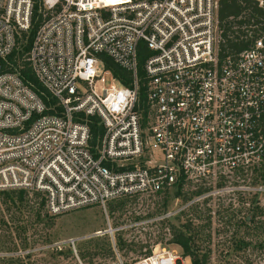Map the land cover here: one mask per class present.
Returning <instances> with one entry per match:
<instances>
[{"label": "built area", "instance_id": "1", "mask_svg": "<svg viewBox=\"0 0 264 264\" xmlns=\"http://www.w3.org/2000/svg\"><path fill=\"white\" fill-rule=\"evenodd\" d=\"M252 1L264 12V0ZM218 3L0 0V192L38 194L52 217L178 185L198 196L190 204L219 209L264 194L255 181L264 176V18L242 29L247 48L222 51ZM33 24L24 61L57 101L51 108L9 60ZM90 118L103 128L95 147ZM111 239L112 264H126ZM129 264L184 262L161 249Z\"/></svg>", "mask_w": 264, "mask_h": 264}, {"label": "rangeland", "instance_id": "2", "mask_svg": "<svg viewBox=\"0 0 264 264\" xmlns=\"http://www.w3.org/2000/svg\"><path fill=\"white\" fill-rule=\"evenodd\" d=\"M106 80L108 85L109 78ZM255 181L264 183L258 177ZM175 192L154 199H119L105 207L92 205L56 217L41 210L39 223L34 214L39 200L33 197L24 217L33 227L21 240L16 237L7 249H0V259L4 264H112L113 233L115 245L121 237L127 246L116 247L126 264L161 249L191 264L189 258H183L182 250L170 243L174 233L181 231L193 238L199 255L209 257L208 264H264V214L242 224L255 208L264 211V194L251 199L235 195V208L219 209L216 201L209 206L190 204L198 196ZM249 201L252 204L247 207ZM107 219L113 232L108 231ZM188 225L190 231L183 227ZM70 241H74L75 250Z\"/></svg>", "mask_w": 264, "mask_h": 264}, {"label": "trees", "instance_id": "3", "mask_svg": "<svg viewBox=\"0 0 264 264\" xmlns=\"http://www.w3.org/2000/svg\"><path fill=\"white\" fill-rule=\"evenodd\" d=\"M38 13V7L35 9V14ZM264 18V12L258 8L257 4L252 0H219L217 20L218 27L221 31L220 37L223 40L221 46L222 51H228L229 53H238L247 48L248 44L241 38L244 36L243 28L256 25L259 19ZM37 24H33L28 34L21 36L20 48L15 51L9 60L12 61L13 67L17 69L25 82L32 86V90L40 97L48 108L56 105V100L53 99L48 92L42 87L38 80L34 77L28 63L24 61V57L30 51L32 41L37 30ZM148 56V52L141 45L138 53L139 75L142 78V66L144 60ZM104 65L107 70H110L116 78H120L121 82L129 86V82L121 79L125 76V73L116 66L108 57L103 56ZM141 98L144 99L146 90L141 87ZM57 113L60 112V108H56ZM46 114H55L53 110H48ZM90 132L92 134V140L90 142L92 147H95L98 139L103 133L102 126L98 123L97 118H90L88 121ZM264 180V176L262 177ZM177 195L180 193V185L175 192ZM38 199L37 209L35 211V222L38 223L43 219L40 216L41 210L44 209V199L35 194L32 197L25 191H7L0 192V249L6 248L13 239L21 240V238L27 234L28 230L33 225L24 220L25 210L30 206L31 198ZM264 211L260 208H255L250 216L251 221L257 216H262ZM242 224H246V221H242ZM186 231H190V226H183ZM258 227H255V229ZM171 244L178 246L182 250L183 258H189L191 264H208L209 257L206 254L199 255L198 249L193 246V238L186 236L185 233L178 231L172 236ZM261 246V245H259ZM263 246V245H262ZM116 247L125 249L127 246L121 237L116 242ZM7 249V248H6ZM0 264H4L0 259Z\"/></svg>", "mask_w": 264, "mask_h": 264}]
</instances>
